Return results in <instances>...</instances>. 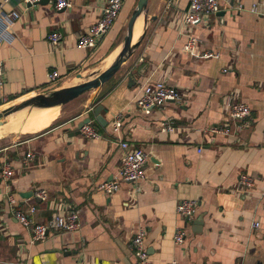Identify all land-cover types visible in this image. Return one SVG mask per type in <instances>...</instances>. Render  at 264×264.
<instances>
[{"label":"crops","instance_id":"1","mask_svg":"<svg viewBox=\"0 0 264 264\" xmlns=\"http://www.w3.org/2000/svg\"><path fill=\"white\" fill-rule=\"evenodd\" d=\"M71 1L72 8L63 11L50 2L28 6L11 0L5 6L20 18L0 37L1 108L72 87L121 48L138 0L124 4L94 49L77 43L102 17L107 0ZM253 5L260 14L250 11ZM221 9L190 29L201 50L219 54L197 59L183 50L188 0H149L144 38L112 79L69 103L46 129L24 131L0 145V264H139L131 244L141 229L151 264H264V0H221ZM53 32L63 36L56 47L48 40ZM54 71L60 78L52 83ZM158 81L178 88L181 102L145 116L136 99L144 85ZM232 102L250 106L248 125L229 136L208 133L229 121ZM97 106L104 107L105 128L92 115ZM119 114L124 122L115 134L111 124ZM88 117L102 139L75 134ZM167 124L174 132L162 130ZM121 141L148 154L145 178L106 196L98 186L118 177L125 156ZM27 153L35 156L28 164ZM6 165L15 172L10 181L1 176ZM242 174L255 179L249 194L237 190ZM40 189L48 200L29 196ZM8 193L18 209L37 207V223L77 212L80 230L33 241L32 231L13 217ZM184 200L198 204L189 221L177 212ZM180 228L186 239L176 245Z\"/></svg>","mask_w":264,"mask_h":264},{"label":"built area","instance_id":"2","mask_svg":"<svg viewBox=\"0 0 264 264\" xmlns=\"http://www.w3.org/2000/svg\"><path fill=\"white\" fill-rule=\"evenodd\" d=\"M11 0H0V37L8 32L13 22L20 18L17 11H7L5 6ZM44 0H23L25 5H37ZM127 0H107L102 17L90 27L88 32L81 36L77 43L79 49H94L98 46L99 41L105 37L113 26L118 21L124 4ZM56 11L70 9L73 6L71 0H49ZM189 10L184 17L185 31L187 43L183 50L190 57L197 59L218 58L219 54L213 51H203L200 48V39L190 32L191 27L202 23L205 19L217 16L221 13V0H188ZM238 11L244 10L242 5L237 7ZM255 14L258 12L257 6L253 5L250 9ZM62 34L53 32L48 40L54 47L58 46L62 41ZM60 78L57 71L49 75L50 82L54 83ZM4 86V61L0 60V89ZM182 95L178 88L171 86L163 81H158L153 84H147L142 87L140 96L136 99L137 109L145 116H151L155 109L163 108L170 104H180ZM252 115V109L249 105L243 102H232L229 105V121L226 124L210 127L208 133L218 135H232L235 130H241L248 125L249 118ZM123 115L119 114L115 117L111 124L113 133L117 134L123 126ZM233 123V126H231ZM164 132H174L175 128L171 124H167L163 129ZM80 133L85 139L99 140L103 135L94 126L92 122L84 124L80 129ZM120 146L125 150V156L120 168L118 177L111 181H106L98 186V190L106 196H111L118 193L124 184L138 185L145 178L146 164L149 160L148 154L141 148H131L127 141H121ZM201 151V149H200ZM35 158L34 154L27 153L24 163L28 164ZM3 179L10 181L14 178L15 172L6 165L1 173ZM255 187V179L247 174H242L239 177L237 190L240 193L249 194ZM9 189V186L7 185ZM139 188L136 191L139 192ZM9 192L11 190L9 189ZM34 198L46 201L48 200V192L40 189L33 194ZM7 202L11 208L13 217L26 229H30L33 234V241H44L51 232H76L80 230L81 220L77 212L71 211L66 215L56 214L53 218L45 223H37L35 215L37 207L30 206L27 210L17 208V199L13 194L8 193ZM197 202L193 200H184L177 205V212L183 219L190 220L196 214ZM259 223H255L254 227L258 228ZM145 230H139L132 239V250L138 259L139 264H151L149 255L145 247ZM186 239V231L183 228L177 229L174 235L176 245H182ZM18 264H29L28 262L20 261ZM85 264V263H80ZM170 264H179L177 261H172Z\"/></svg>","mask_w":264,"mask_h":264},{"label":"water","instance_id":"3","mask_svg":"<svg viewBox=\"0 0 264 264\" xmlns=\"http://www.w3.org/2000/svg\"><path fill=\"white\" fill-rule=\"evenodd\" d=\"M48 3L49 0H44L41 3ZM148 3L149 0H139L135 10L133 11L131 18L128 22L127 32L124 37L121 51L115 61L105 70H95L92 71L88 77L87 81L78 85H74L69 88L49 91L46 93L38 94L22 101L12 103L6 107L0 109V119L7 118L8 116L17 113L19 111L30 109H51V108H61L72 101L78 99L82 95L89 93L91 91L97 90L105 85L110 79H112L121 69L124 63H126L134 54L135 50L140 45L142 39L145 35V29L140 37V39L134 42V29L137 21L143 16L145 27L149 22L148 18ZM104 110L103 106H97L92 110V115L95 120L104 128L108 125V122L104 119L102 112ZM91 122V117L81 121L76 129V135L80 134V129L84 124ZM33 192L30 193V197L33 196ZM25 197V196H24ZM28 198V196H26Z\"/></svg>","mask_w":264,"mask_h":264},{"label":"bare ground","instance_id":"4","mask_svg":"<svg viewBox=\"0 0 264 264\" xmlns=\"http://www.w3.org/2000/svg\"><path fill=\"white\" fill-rule=\"evenodd\" d=\"M144 29H145V23H144V19L142 16L135 25L134 36H137V37L136 39H134V42L140 39V37L142 36L144 32ZM120 49L121 48L117 49L112 55L108 57L105 63L106 67H109L114 62ZM59 109L60 108H51V109H43V110L34 109L32 111L30 109H25L17 113H14L8 116L7 118H2L0 119V123L3 122L4 120H7V119L8 120L0 125V136H2L5 131L7 130L9 131L10 129L18 125H19L18 126L19 129L32 132V133L42 131L46 129L47 127H49L50 125H52L56 121L60 113ZM22 112H27V113H22Z\"/></svg>","mask_w":264,"mask_h":264},{"label":"rangeland","instance_id":"5","mask_svg":"<svg viewBox=\"0 0 264 264\" xmlns=\"http://www.w3.org/2000/svg\"><path fill=\"white\" fill-rule=\"evenodd\" d=\"M128 1V0H127ZM126 1V2H127ZM133 1H137V0H133ZM139 1V0H138ZM137 1V2H138ZM126 2H125V4H126ZM123 12V11H122ZM122 12H121V15H122ZM143 19H144V17H143ZM127 32V31H126ZM121 51V50H120ZM120 53V52H119ZM119 53H118V55H119ZM118 55L116 56V58L118 57ZM115 58V59H116ZM104 61L105 60H101V61H99L98 62V64H97V69H99V70H105V69H107L108 67H106V65H105V63H104ZM115 61V60H114ZM90 73H88V74H86L85 76H80L77 80H74V81H72L71 82V84H74V85H78V84H81V83H84V82H86L87 81V77H88V75H89ZM92 92V91H91ZM91 92H89V93H91ZM87 94V93H86ZM86 94H84V95H86ZM68 105V104H67ZM67 105H65V106H63V107H61L59 110V114H60V117H61V115L63 114V112L65 111V109H66V107H67ZM4 106V105H3ZM1 108V107H0ZM3 108V107H2ZM1 108V109H2ZM22 113H27V112H22ZM19 114H21V113H19ZM18 115V114H17ZM8 120V119H7ZM7 120H4L3 122H1L0 123V125L1 124H3L5 121H7ZM19 126V125H18ZM18 126H15V127H13L12 129H10L9 131L7 130V131H5L4 132V134L2 135V136H0V145L2 144V143H7L8 141H13V140H16L19 136H21L23 133H26V132H24V130H22V129H19L18 128ZM8 132V133H7Z\"/></svg>","mask_w":264,"mask_h":264}]
</instances>
